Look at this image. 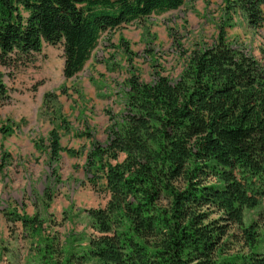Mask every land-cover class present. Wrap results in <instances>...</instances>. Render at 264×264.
<instances>
[{
    "label": "trees",
    "instance_id": "16d2710c",
    "mask_svg": "<svg viewBox=\"0 0 264 264\" xmlns=\"http://www.w3.org/2000/svg\"><path fill=\"white\" fill-rule=\"evenodd\" d=\"M184 3L0 0V64L16 71L45 43H62L63 72L72 78L103 32ZM223 5L226 20L214 40L190 50L177 78L158 72L144 81L133 72L125 82V110L107 141L91 144L84 166L94 185L100 174L105 178L110 198L86 210L95 231L86 244L64 246L62 264H264L254 224L243 229L250 252L215 258L230 228L243 224L245 208L264 199V65L226 32L234 15L264 27V0ZM46 97L48 105L53 96ZM9 99L0 71V106ZM48 134L49 159L57 165L65 150L61 133L54 126ZM10 159L4 152L0 170ZM16 219L36 227L33 217ZM46 243L42 258L50 264L53 245Z\"/></svg>",
    "mask_w": 264,
    "mask_h": 264
},
{
    "label": "rangeland",
    "instance_id": "374dc122",
    "mask_svg": "<svg viewBox=\"0 0 264 264\" xmlns=\"http://www.w3.org/2000/svg\"><path fill=\"white\" fill-rule=\"evenodd\" d=\"M223 6V0H185L177 9L107 30L72 78L63 72L62 43H45L32 63L16 71L0 64L10 92L0 106V128H6L0 130V157L11 154L0 170V264H48L42 258L46 242L53 245L50 264H62L64 246L87 243L95 230L86 210L105 207L110 198L101 174L96 185L90 181L84 168L87 152L94 141H107L108 128L125 110V82L133 72L144 81L158 72L177 78L190 50L214 40L226 20ZM233 22L226 28L229 40L264 65V27L251 28L242 15H234ZM47 93L53 96L48 105ZM54 126L65 148L57 165L47 151ZM21 216L33 217L36 227L15 220ZM251 224L259 239L254 248L264 252L263 199L260 206L245 208L243 224L230 228L215 258L250 252L243 229Z\"/></svg>",
    "mask_w": 264,
    "mask_h": 264
}]
</instances>
